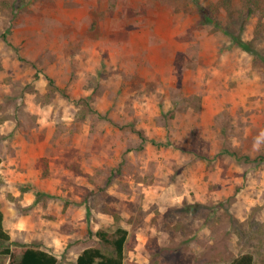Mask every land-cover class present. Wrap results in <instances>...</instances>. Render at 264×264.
I'll return each mask as SVG.
<instances>
[{"label":"rangeland","instance_id":"obj_1","mask_svg":"<svg viewBox=\"0 0 264 264\" xmlns=\"http://www.w3.org/2000/svg\"><path fill=\"white\" fill-rule=\"evenodd\" d=\"M220 2L0 0V250L264 264V63L223 33L264 56V16Z\"/></svg>","mask_w":264,"mask_h":264},{"label":"trees","instance_id":"obj_2","mask_svg":"<svg viewBox=\"0 0 264 264\" xmlns=\"http://www.w3.org/2000/svg\"><path fill=\"white\" fill-rule=\"evenodd\" d=\"M243 7L241 10H238V17L240 19H246L247 17L259 15L264 16V0H242ZM220 6L226 11L230 12L231 0H221ZM211 12H208L205 9H200L204 17V21L213 24L215 27L218 25L216 21V16L213 13L216 10H212V6L209 7ZM262 30V23L257 24L254 36L250 41H243L240 37V32H233L228 27L223 30L225 36L228 37L231 45L239 48L240 50L250 54L254 60H258L261 63H264V56L259 54L258 51L253 47V41L260 38V32ZM260 63V64H261ZM264 66V64H262ZM52 80L49 79L47 88L54 90L55 87H52ZM137 135L142 139L145 138L142 136L140 131H135ZM227 152V151H225ZM229 155H235L234 153L227 152ZM247 159V158H246ZM257 162H264V157H257ZM1 163V159H0ZM88 213V212H87ZM88 220V217H87ZM98 243L94 247H88L83 249L76 257L75 262L73 263H64V264H126L124 260V252L126 247V241L128 237V232L123 228H116L114 231L110 232L103 229H98L94 234ZM0 241L8 242L9 236L5 232L3 227V213L0 210ZM0 264H58L57 258L38 247L29 246V245H17L14 246H5L0 250ZM227 264H255V259L250 253H244Z\"/></svg>","mask_w":264,"mask_h":264}]
</instances>
